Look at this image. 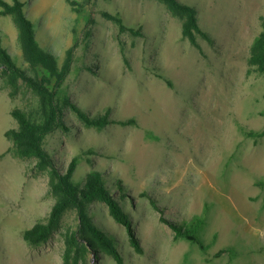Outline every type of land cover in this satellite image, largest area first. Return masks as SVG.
I'll use <instances>...</instances> for the list:
<instances>
[{"label":"rangeland","instance_id":"374dc122","mask_svg":"<svg viewBox=\"0 0 264 264\" xmlns=\"http://www.w3.org/2000/svg\"><path fill=\"white\" fill-rule=\"evenodd\" d=\"M22 1L38 44L60 66L74 48L61 96L91 115L111 110L114 119L136 120L99 129L66 106L69 130H57L45 144L63 171L78 158L76 183L97 170L113 191L124 186L127 196L117 192V198L134 221L144 254L104 203H92L89 211L125 264H264V137L245 134L264 129V73L248 65L264 31V0H181L195 7L211 37L198 36L200 49L183 37V20L158 0ZM105 11L144 35L120 32ZM0 35L16 64L36 74L11 15L0 14ZM11 90L0 75V264H66L65 232L77 228L75 210L47 243L31 246L23 238L46 221L56 197L48 170L8 152L13 142L5 133L18 126L12 111L39 114V98L23 81L17 95ZM199 217L205 220V250L176 240L170 226ZM70 264L118 263L90 251L75 254Z\"/></svg>","mask_w":264,"mask_h":264},{"label":"trees","instance_id":"16d2710c","mask_svg":"<svg viewBox=\"0 0 264 264\" xmlns=\"http://www.w3.org/2000/svg\"><path fill=\"white\" fill-rule=\"evenodd\" d=\"M158 1L165 4L174 16L183 20V37L188 39L194 47L200 49L199 35L211 41L209 33L204 31L199 23L195 7L181 0ZM0 14L11 15L14 18L20 30L24 58L36 72L33 75L16 64L0 35V75L7 78L8 85L12 89L11 96L19 93L20 82L23 81L39 98L38 117L29 115L18 108L12 111L18 126L5 133L6 138L13 142V146L9 148L8 152L18 158L34 159L39 171L48 170L51 175V191L56 197V202L46 221L38 222L27 229L23 234L24 240L31 246L47 243L60 229L65 215L75 210L78 217L77 228L72 230L71 227H68L65 232L66 264H70V260L75 254L90 251L109 254L118 264H125L123 253L115 241L95 223L90 215V205L94 202H102L108 207L110 215L116 222L126 228L134 249L139 254H144L134 221L117 198V192H120L122 198L127 196L122 183L118 185L116 191H113L107 184L105 175L101 171L94 170L88 173L84 183L80 185L74 181L78 158L75 157L67 170L63 171L56 165L45 147L47 138L57 130H69L65 123L66 106L73 110L87 126L99 129L110 124H136V120L114 119L111 117V110L98 116L91 115L70 98L62 97L60 91L71 72L74 48L68 51L64 64L60 66L57 56L45 51L38 44L34 23L27 14L22 0H13V3L0 0ZM103 15L119 24L122 33L130 32L135 36L144 35L141 28L130 26L117 14L105 11ZM248 65L249 71L254 69L264 73V31L252 45ZM245 134L258 140L264 137V129L262 131H245ZM258 184L262 185V183ZM143 196L146 195L143 194ZM151 199L154 207L160 209L156 201L152 197ZM204 225L205 220L200 217L190 222L170 223L176 240L181 238L190 240L197 243L202 250L207 247L200 234ZM222 252L224 251H220L217 256H220Z\"/></svg>","mask_w":264,"mask_h":264}]
</instances>
